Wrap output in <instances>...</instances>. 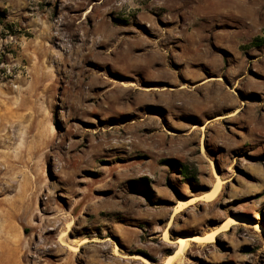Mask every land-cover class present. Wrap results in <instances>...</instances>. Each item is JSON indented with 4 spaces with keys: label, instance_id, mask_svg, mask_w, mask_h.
Masks as SVG:
<instances>
[{
    "label": "rangeland",
    "instance_id": "374dc122",
    "mask_svg": "<svg viewBox=\"0 0 264 264\" xmlns=\"http://www.w3.org/2000/svg\"><path fill=\"white\" fill-rule=\"evenodd\" d=\"M236 215L252 226L168 263ZM13 246L18 264H264V0H0Z\"/></svg>",
    "mask_w": 264,
    "mask_h": 264
},
{
    "label": "bare ground",
    "instance_id": "6f19581e",
    "mask_svg": "<svg viewBox=\"0 0 264 264\" xmlns=\"http://www.w3.org/2000/svg\"><path fill=\"white\" fill-rule=\"evenodd\" d=\"M215 178H216V181H217L216 187L212 191L204 193L202 195V197H201L202 201H204V202H206L208 204L214 203V201L220 195V187H221V184H222V180H221V177L218 176V175L215 176ZM190 205H192V204H190V203L188 204L187 202L180 201L178 209L176 210V215H179L180 213H182ZM231 226L251 227L252 224H251V222H250V220L248 218L236 215V216H230L228 218L227 222L221 228H219L216 232L206 234L205 236H195L193 238H189L187 236H180L178 238V241H177V244L179 245V248L177 247L178 250L172 256H168L166 260L169 263V262L174 261L175 259H178V258L182 257L183 254H185V252L189 249V246L191 245V243H197L199 245H207V244L215 243V239H216L217 235H220L222 233H227L229 231V227H231ZM164 240H165L166 243L174 244L172 242L171 237H170V235H169V233L167 231L164 234ZM6 241L8 243H11V245L14 244V242H12L13 240L11 239V237H7ZM2 245L3 244H1V246ZM18 249H16L13 246L12 248L9 249L7 255L4 252H0L1 253L0 256H2L3 259H4V263L3 264H18V262L21 259L20 255L18 256V253H17ZM23 253H24V251H23ZM116 256H118V255H116ZM24 257H26V255ZM132 260H134L136 262L137 261L142 262L143 264H151L145 257L140 256V255L134 256L132 258Z\"/></svg>",
    "mask_w": 264,
    "mask_h": 264
},
{
    "label": "trees",
    "instance_id": "16d2710c",
    "mask_svg": "<svg viewBox=\"0 0 264 264\" xmlns=\"http://www.w3.org/2000/svg\"><path fill=\"white\" fill-rule=\"evenodd\" d=\"M259 41V39L257 40V42Z\"/></svg>",
    "mask_w": 264,
    "mask_h": 264
}]
</instances>
